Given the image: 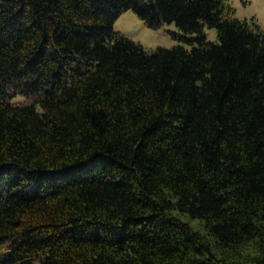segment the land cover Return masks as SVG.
Returning a JSON list of instances; mask_svg holds the SVG:
<instances>
[{"label": "trees", "instance_id": "obj_1", "mask_svg": "<svg viewBox=\"0 0 264 264\" xmlns=\"http://www.w3.org/2000/svg\"><path fill=\"white\" fill-rule=\"evenodd\" d=\"M127 10L190 46L145 48ZM0 264H264L262 26L228 0H0Z\"/></svg>", "mask_w": 264, "mask_h": 264}, {"label": "rangeland", "instance_id": "obj_2", "mask_svg": "<svg viewBox=\"0 0 264 264\" xmlns=\"http://www.w3.org/2000/svg\"><path fill=\"white\" fill-rule=\"evenodd\" d=\"M235 8V16L241 19L254 18L264 29V0H228ZM114 29L125 34L131 39L140 42L145 48L151 49L157 46L172 47L183 45L189 47L187 41L179 35L181 31L174 22L167 23L159 28H151L141 20L135 12L127 10L119 15L114 22ZM176 32L177 35H174ZM187 37L196 34L186 35ZM206 36L209 40H215L217 32L215 28H206ZM184 220L189 221L196 229L204 231L202 223L189 215H181Z\"/></svg>", "mask_w": 264, "mask_h": 264}]
</instances>
